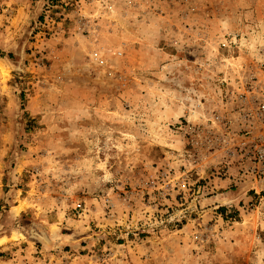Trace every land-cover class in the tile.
Segmentation results:
<instances>
[{
    "label": "rangeland",
    "instance_id": "rangeland-1",
    "mask_svg": "<svg viewBox=\"0 0 264 264\" xmlns=\"http://www.w3.org/2000/svg\"><path fill=\"white\" fill-rule=\"evenodd\" d=\"M251 86L264 0H0V264H264Z\"/></svg>",
    "mask_w": 264,
    "mask_h": 264
},
{
    "label": "built area",
    "instance_id": "built-area-1",
    "mask_svg": "<svg viewBox=\"0 0 264 264\" xmlns=\"http://www.w3.org/2000/svg\"><path fill=\"white\" fill-rule=\"evenodd\" d=\"M233 40L225 38L220 44L228 48ZM115 55L122 56L123 51L117 50ZM90 58L99 65L106 64L108 60L107 54L101 49H94ZM232 103L231 123L238 127L235 131L238 140L229 156L238 167L239 182L252 185L251 188L260 193L257 189H264V89L251 86L244 92L235 94ZM216 120L221 122L220 116H216ZM76 207L81 208L82 203H78Z\"/></svg>",
    "mask_w": 264,
    "mask_h": 264
}]
</instances>
